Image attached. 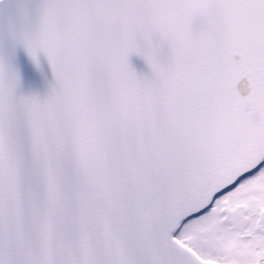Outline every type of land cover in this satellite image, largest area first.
<instances>
[{
    "label": "snow or ice",
    "instance_id": "snow-or-ice-1",
    "mask_svg": "<svg viewBox=\"0 0 264 264\" xmlns=\"http://www.w3.org/2000/svg\"><path fill=\"white\" fill-rule=\"evenodd\" d=\"M0 264H264V0H0Z\"/></svg>",
    "mask_w": 264,
    "mask_h": 264
},
{
    "label": "water",
    "instance_id": "water-1",
    "mask_svg": "<svg viewBox=\"0 0 264 264\" xmlns=\"http://www.w3.org/2000/svg\"><path fill=\"white\" fill-rule=\"evenodd\" d=\"M130 61L133 64V66L138 70V71H145V65L143 61L137 57V56H132L130 57Z\"/></svg>",
    "mask_w": 264,
    "mask_h": 264
}]
</instances>
